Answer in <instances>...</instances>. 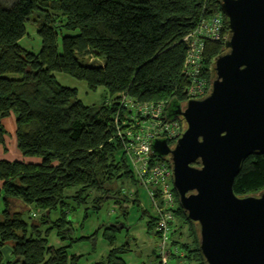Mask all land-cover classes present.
Returning <instances> with one entry per match:
<instances>
[{"label":"trees","instance_id":"1","mask_svg":"<svg viewBox=\"0 0 264 264\" xmlns=\"http://www.w3.org/2000/svg\"><path fill=\"white\" fill-rule=\"evenodd\" d=\"M216 14L222 15L219 0H0V119L14 113L18 149L23 156L39 158L0 160V247L11 249L8 264H80L83 254L69 248L87 236L73 237L69 213L88 201L99 210L107 198L124 215L127 209L121 205L137 204V191L130 199L123 184L118 186L124 180L138 185L116 135L119 96L162 102L164 110L170 101L183 104L188 81L182 73V39L200 19ZM26 24L40 38L37 53L19 44ZM223 41L204 42L202 75L207 81L209 64L223 50ZM54 72L84 81L89 90L102 87L107 97L86 106L74 88L58 83ZM232 188L237 196L264 189V154L242 162ZM172 192L177 224H172L170 246L182 255L173 252L171 259L204 264L195 227ZM52 213L57 217L51 219ZM154 225L152 215L146 229L153 231ZM122 228H98L109 248L96 264H126L122 255L130 251L128 243L117 244ZM51 234L56 245L49 242ZM152 255V264H160L156 248ZM1 259L0 254V264Z\"/></svg>","mask_w":264,"mask_h":264},{"label":"water","instance_id":"2","mask_svg":"<svg viewBox=\"0 0 264 264\" xmlns=\"http://www.w3.org/2000/svg\"><path fill=\"white\" fill-rule=\"evenodd\" d=\"M227 33L209 64V88L165 117L183 131L172 147L150 144L167 157L172 187L192 222L204 264H264V189L237 196L233 181L251 154H264V0H219Z\"/></svg>","mask_w":264,"mask_h":264},{"label":"built area","instance_id":"3","mask_svg":"<svg viewBox=\"0 0 264 264\" xmlns=\"http://www.w3.org/2000/svg\"><path fill=\"white\" fill-rule=\"evenodd\" d=\"M224 31L223 16L216 14L200 19L195 29L183 37L186 54L182 73L188 81L187 100L198 99L208 91V81L202 75L204 42L225 38ZM114 123L132 176L153 207L155 248L160 264H170L174 252L170 237L176 209L172 172L168 158L154 156L150 144L155 138H163L172 147L183 131V122L180 118L167 119L162 102H139L120 94ZM134 192L136 190L131 188L124 190L129 197H133Z\"/></svg>","mask_w":264,"mask_h":264},{"label":"rangeland","instance_id":"4","mask_svg":"<svg viewBox=\"0 0 264 264\" xmlns=\"http://www.w3.org/2000/svg\"><path fill=\"white\" fill-rule=\"evenodd\" d=\"M25 28V35L19 40V44L24 49L37 53L40 50V38L36 32V28L29 24H26ZM53 74L59 84L74 88L77 92V98L86 106L100 104L107 97L102 87H98L96 90H89L84 81L77 80L61 72H54ZM0 125L4 129V140L3 143H0V160L39 161V158L23 156L18 149L14 113L0 119ZM121 184H123L124 190L131 188L137 191V204L128 205L129 203L126 202L123 206L121 205L122 210L127 209L126 215L123 214L118 205L113 203L112 198H107L101 204L99 210L91 209V201H88L85 206L69 213V219L72 221L73 237L87 236V239L74 243L69 248L70 253L83 254L80 264H93L94 261L107 252L109 247L102 236V230H98V228L108 224L123 226L121 232H117V244L128 243L130 251L122 255L126 264L153 263L152 250H154L155 236L152 229L150 231L146 229V221L153 215V207L145 191L139 185L133 184L130 180L118 181V186ZM85 207H87L86 217H84ZM1 208L2 201L0 198ZM143 211H146V214H143ZM38 215L39 213L35 212V217H38ZM50 217L51 219L57 217V213H52ZM24 219L29 220L26 214L24 215ZM29 221H32V219ZM173 223L177 224L176 218H174ZM49 242L54 245L58 243L54 234L49 236ZM3 247L8 248L9 245H4ZM172 249L173 251L175 250L173 247Z\"/></svg>","mask_w":264,"mask_h":264},{"label":"crops","instance_id":"5","mask_svg":"<svg viewBox=\"0 0 264 264\" xmlns=\"http://www.w3.org/2000/svg\"><path fill=\"white\" fill-rule=\"evenodd\" d=\"M2 208H3V205H2ZM2 208L0 209V211L2 210ZM153 234H154V230H153ZM155 245H156V236H155L154 248H155ZM174 252L177 255H180V256L182 255V253L178 249H175ZM0 254L2 256L1 264H8L13 259V256L11 255V249L9 247L6 248V247L1 246L0 247ZM76 254H80V253H76ZM104 255H101L96 261H94L93 264H96L98 261H100L101 258ZM143 264H149V262L148 263H143ZM170 264H193V263H189L188 261L183 260L182 258H180V259H177V260L173 259L172 261H170Z\"/></svg>","mask_w":264,"mask_h":264},{"label":"flooded vegetation","instance_id":"6","mask_svg":"<svg viewBox=\"0 0 264 264\" xmlns=\"http://www.w3.org/2000/svg\"><path fill=\"white\" fill-rule=\"evenodd\" d=\"M166 110H167V106H166L165 112H166Z\"/></svg>","mask_w":264,"mask_h":264}]
</instances>
